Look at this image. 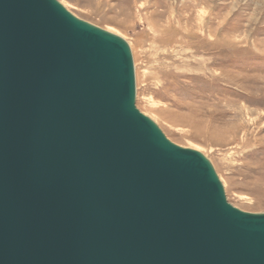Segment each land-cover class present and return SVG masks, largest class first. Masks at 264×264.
I'll return each instance as SVG.
<instances>
[{
  "label": "water",
  "instance_id": "1",
  "mask_svg": "<svg viewBox=\"0 0 264 264\" xmlns=\"http://www.w3.org/2000/svg\"><path fill=\"white\" fill-rule=\"evenodd\" d=\"M0 264H264V213L136 106L131 48L0 0Z\"/></svg>",
  "mask_w": 264,
  "mask_h": 264
},
{
  "label": "rangeland",
  "instance_id": "2",
  "mask_svg": "<svg viewBox=\"0 0 264 264\" xmlns=\"http://www.w3.org/2000/svg\"><path fill=\"white\" fill-rule=\"evenodd\" d=\"M58 1L128 42L139 111L212 162L230 204L264 213V0Z\"/></svg>",
  "mask_w": 264,
  "mask_h": 264
},
{
  "label": "bare ground",
  "instance_id": "3",
  "mask_svg": "<svg viewBox=\"0 0 264 264\" xmlns=\"http://www.w3.org/2000/svg\"><path fill=\"white\" fill-rule=\"evenodd\" d=\"M224 135H225V134H220V136H219V135H217V138H218V139H220V138H222V139H223ZM225 138H226V137H225Z\"/></svg>",
  "mask_w": 264,
  "mask_h": 264
}]
</instances>
